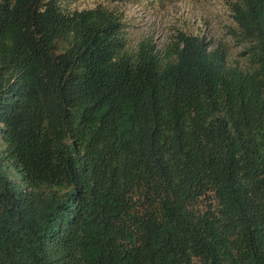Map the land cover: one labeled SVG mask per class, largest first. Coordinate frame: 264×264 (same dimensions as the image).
Listing matches in <instances>:
<instances>
[{"label": "trees", "instance_id": "16d2710c", "mask_svg": "<svg viewBox=\"0 0 264 264\" xmlns=\"http://www.w3.org/2000/svg\"><path fill=\"white\" fill-rule=\"evenodd\" d=\"M227 4L235 56L0 0V264H264V0Z\"/></svg>", "mask_w": 264, "mask_h": 264}, {"label": "rangeland", "instance_id": "374dc122", "mask_svg": "<svg viewBox=\"0 0 264 264\" xmlns=\"http://www.w3.org/2000/svg\"><path fill=\"white\" fill-rule=\"evenodd\" d=\"M67 11L91 10L98 6L118 9L130 44L152 37L164 48L176 30L199 33L207 40L228 44L236 50L224 26L232 24L227 0H60ZM208 23V25H207Z\"/></svg>", "mask_w": 264, "mask_h": 264}]
</instances>
